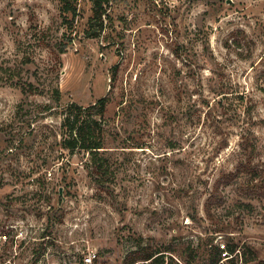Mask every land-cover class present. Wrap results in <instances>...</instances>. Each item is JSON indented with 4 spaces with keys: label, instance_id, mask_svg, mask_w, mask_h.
Returning <instances> with one entry per match:
<instances>
[{
    "label": "rangeland",
    "instance_id": "1",
    "mask_svg": "<svg viewBox=\"0 0 264 264\" xmlns=\"http://www.w3.org/2000/svg\"><path fill=\"white\" fill-rule=\"evenodd\" d=\"M76 5L0 0V264H211L220 240L264 261V0H113L94 37ZM103 96L106 187L60 144L64 105Z\"/></svg>",
    "mask_w": 264,
    "mask_h": 264
},
{
    "label": "trees",
    "instance_id": "2",
    "mask_svg": "<svg viewBox=\"0 0 264 264\" xmlns=\"http://www.w3.org/2000/svg\"><path fill=\"white\" fill-rule=\"evenodd\" d=\"M63 3V10L72 12L73 17L77 15L76 0H61ZM94 3V13L91 18V23L95 21L98 24V29L90 28L87 35L90 37L98 36L103 33L109 26L108 21L112 20L113 0H92ZM107 21V22H106ZM94 26V24H93ZM61 52H65L64 49ZM117 65L113 66V78L117 75ZM25 93H43L39 87L33 82H29L23 87ZM52 97L55 101H60L62 92L59 86H55L52 91ZM110 97L103 96L93 103L84 106L77 102H70L64 105L62 110L61 122V139L60 144L62 148L67 151L69 157L83 154L85 159V168L91 179L100 187L109 186L110 182L116 179V168L113 163L112 156L108 155L106 149V126L108 119L106 117L108 103ZM47 109L52 108L51 104L45 105ZM177 144L173 142L172 147ZM232 177V175H228ZM218 186L210 192L205 208L207 214L213 217L211 211L213 204H221L224 200L221 193L218 192ZM231 250H235L237 244H229ZM213 248L215 252H211V264H218L220 259L219 246L215 245ZM218 250V251H217ZM245 255V263L250 261H257L258 264H264L263 260H257L258 256L248 258L247 252H242ZM150 260L151 264H178L174 255H166L164 250H153L148 247H140L131 250L125 257V263L134 264L138 260ZM190 264V263H189Z\"/></svg>",
    "mask_w": 264,
    "mask_h": 264
},
{
    "label": "built area",
    "instance_id": "3",
    "mask_svg": "<svg viewBox=\"0 0 264 264\" xmlns=\"http://www.w3.org/2000/svg\"><path fill=\"white\" fill-rule=\"evenodd\" d=\"M219 250H220V259L218 264H242L244 262V256L241 251V248L238 246L235 250H231L229 244L225 241H218ZM97 254L95 252L90 253L85 257V263L90 264L93 263L96 259ZM149 260H143L140 262H136L135 264H148Z\"/></svg>",
    "mask_w": 264,
    "mask_h": 264
}]
</instances>
